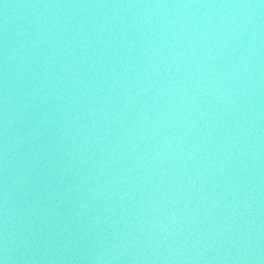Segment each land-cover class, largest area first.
Here are the masks:
<instances>
[{"label": "water", "instance_id": "obj_1", "mask_svg": "<svg viewBox=\"0 0 264 264\" xmlns=\"http://www.w3.org/2000/svg\"><path fill=\"white\" fill-rule=\"evenodd\" d=\"M0 264H264V0H0Z\"/></svg>", "mask_w": 264, "mask_h": 264}]
</instances>
